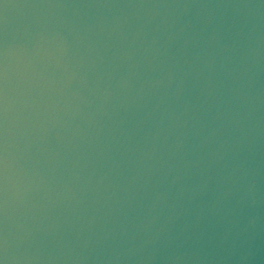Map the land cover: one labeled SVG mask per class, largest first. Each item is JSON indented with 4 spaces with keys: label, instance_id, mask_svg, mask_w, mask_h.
Wrapping results in <instances>:
<instances>
[{
    "label": "water",
    "instance_id": "1",
    "mask_svg": "<svg viewBox=\"0 0 264 264\" xmlns=\"http://www.w3.org/2000/svg\"><path fill=\"white\" fill-rule=\"evenodd\" d=\"M0 264H264V0H0Z\"/></svg>",
    "mask_w": 264,
    "mask_h": 264
}]
</instances>
